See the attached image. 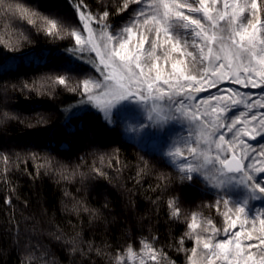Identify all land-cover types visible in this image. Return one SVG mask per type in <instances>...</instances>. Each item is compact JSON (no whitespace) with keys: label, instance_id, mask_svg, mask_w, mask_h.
Masks as SVG:
<instances>
[{"label":"snow or ice","instance_id":"1","mask_svg":"<svg viewBox=\"0 0 264 264\" xmlns=\"http://www.w3.org/2000/svg\"><path fill=\"white\" fill-rule=\"evenodd\" d=\"M72 7L73 14L67 15L40 11L21 0H0V23L4 25L0 44L5 48L15 52L21 42L32 43L34 30L52 41L67 40L65 51L74 57L57 72L31 82L22 80L11 88L49 97L59 90L74 94L70 97L74 100L78 95L75 105L63 110L66 120L77 112L94 110L105 127L123 123L135 132L137 126L128 122L137 120L140 131L155 129L161 136L179 124L184 132L166 142L159 160L189 185L203 183L216 197L206 207L224 217L220 227L213 218L204 217L209 226L205 228L197 222V212L189 218L179 197L169 195L168 217L183 220L184 233L165 245L150 231L148 237H141L138 250L131 244L118 249L116 264H128L124 251L138 256L139 264H176L165 247L182 251L185 264H264V209L253 213L250 208L252 200L264 199V143H259L264 140V0H101L94 5L95 11L86 0H72ZM114 13H123L127 19L121 16L123 23L114 26L110 23ZM12 19L26 20L31 30L12 28ZM225 81L258 89L259 96L254 99L241 87L220 92L217 86ZM208 88L217 91L208 93ZM8 89L7 83L0 86L5 95ZM9 119L19 117L0 111V122ZM48 122V115L37 114L36 125ZM78 135L95 144L99 137L95 122L83 120ZM25 158L39 162L45 171H52L57 163L47 153L27 152ZM98 159L101 167L94 163L90 173H85L78 172L77 166L73 174L103 177L107 175L105 164L117 172L126 166L119 149L99 153ZM3 160L7 184L9 155L4 154ZM55 171L66 173L67 166L61 164ZM150 174L156 175L160 188L171 182L145 156H138L137 180ZM234 189L243 195L234 198ZM4 203H11L10 198L5 197ZM49 234L63 242L70 256L78 252L83 257L93 250L101 254V248L94 249L79 233L66 235L57 229ZM186 238L192 247H184ZM14 239L18 248L23 244L20 264H56L43 244H33L31 237L23 243L18 227Z\"/></svg>","mask_w":264,"mask_h":264},{"label":"trees","instance_id":"2","mask_svg":"<svg viewBox=\"0 0 264 264\" xmlns=\"http://www.w3.org/2000/svg\"><path fill=\"white\" fill-rule=\"evenodd\" d=\"M21 2L45 12L67 15L74 12L72 0ZM86 2L95 11L94 5L101 0ZM121 16L124 14L114 13L110 23L114 26L122 24ZM124 19L127 17L124 16ZM10 24L21 31L31 30L26 20L12 19ZM3 27L0 23V29ZM31 39L30 44L21 42L22 47L15 52L0 44V86L9 85L7 95L0 90V111H10L19 117L0 122V264H20L23 244L18 248L15 243L17 227L23 243L31 237L33 244H43L48 249V258L54 259L56 264H116L114 256L118 249H126L131 244L138 250L141 237H148L150 231L158 234L161 244L171 243L173 238L184 233L186 225L183 220L169 219V195L179 197L180 206L189 218L192 212H197V222L203 227H209L204 217L213 218L217 227L223 225L224 217L215 208L206 207L215 200L214 193L207 192L203 183L189 185L182 181L174 168L165 166L159 160V152L128 137L120 125L105 127L102 116L94 110L87 114L77 112L66 120L63 110L68 105H75L78 95L74 100L70 99L74 94L59 90L54 97L39 95L35 91H21L19 87L13 90L12 84L19 85L22 80L31 82L57 72L62 64L74 59L65 51L69 46L67 40L52 41L42 34L37 35L34 30ZM161 64L170 70V65H165L163 60ZM41 113L49 116V122L36 125L37 114ZM85 119L95 122L99 132L95 144L78 135ZM252 143L254 148L257 147V142ZM259 143H264V140ZM113 149H119L120 159L126 165L119 172L105 164L107 175L103 177L92 174L82 177L78 174L90 173L94 163L96 167H101L99 153H111ZM27 152L47 153L57 163L52 171H45L39 167V162L25 158ZM17 153L20 154L19 160L16 159ZM4 154H8L11 161L7 166V184L3 176ZM138 156H145L158 171L170 177L171 182L166 188L157 186L154 174L143 175L137 180ZM61 164L67 166L66 173L55 171ZM77 166L78 172L73 174ZM65 175L68 178H64ZM5 197H9L11 203L5 204ZM250 208L253 213H259L264 209V201L252 200ZM93 210L97 211V215L93 216ZM57 229L66 235L79 233L80 239L91 241L94 249L101 248V254L93 250L83 257L78 252L70 256L62 247L63 242L49 234ZM184 247H192L191 239H185ZM165 251L176 264H185L182 251L177 252L175 247H165ZM123 254L128 258V264H139L138 256L126 251Z\"/></svg>","mask_w":264,"mask_h":264},{"label":"rangeland","instance_id":"3","mask_svg":"<svg viewBox=\"0 0 264 264\" xmlns=\"http://www.w3.org/2000/svg\"><path fill=\"white\" fill-rule=\"evenodd\" d=\"M229 87H241V91H249L253 98H257L259 96V90L258 89H244L242 86L233 85L228 81H225L222 83V85H218L217 88H219L220 92H226ZM217 88H208L206 89V92H216ZM128 123L137 126V131L133 132L130 131L125 124H120L122 127L123 132L130 138L134 139L135 141L139 142L140 144L149 147L157 152H161L162 149L165 147L166 142L170 143L171 138L175 137L177 133H183L184 129L179 124H176L174 126V130L165 135L161 136L157 133L155 129H147L145 131H140L138 128V121L137 120H131ZM252 142V141H251ZM232 195L234 198L237 196H242L243 191L240 189H234L232 190ZM257 201H264V199H257ZM239 227V223L237 225V228ZM207 228V226L205 227ZM235 231V229H233ZM207 234V233H206Z\"/></svg>","mask_w":264,"mask_h":264}]
</instances>
